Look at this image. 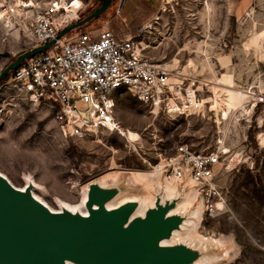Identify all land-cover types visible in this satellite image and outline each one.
Returning <instances> with one entry per match:
<instances>
[{"label": "rangeland", "instance_id": "374dc122", "mask_svg": "<svg viewBox=\"0 0 264 264\" xmlns=\"http://www.w3.org/2000/svg\"><path fill=\"white\" fill-rule=\"evenodd\" d=\"M84 1L85 15L101 0ZM230 2L164 0L156 29L141 39L144 55L153 62L209 82L217 96L225 93L202 97L212 103L216 124L208 112L186 118L155 113L123 91L115 97V110L133 137L131 143L103 129L85 139H65L45 109L34 108L21 93L0 88V174L17 188H24V177L30 175L39 186L36 196L53 210L80 204L86 186L93 183L117 188V201L143 194L152 199L154 190L134 181V172L147 175L182 143L195 151L212 150L216 136L225 134L229 154L217 167L216 182L226 210L214 217L204 212L196 233L217 243L203 246L186 239L183 231L182 240L171 244L191 246L200 256H217L215 264H264V109L251 122L244 121L248 116L241 118L243 99L237 88L257 78L264 81V0H259L254 21ZM111 10L93 24L111 19ZM27 47L22 32L0 24V72Z\"/></svg>", "mask_w": 264, "mask_h": 264}, {"label": "built area", "instance_id": "2783aa9c", "mask_svg": "<svg viewBox=\"0 0 264 264\" xmlns=\"http://www.w3.org/2000/svg\"><path fill=\"white\" fill-rule=\"evenodd\" d=\"M86 6L84 0H0V24L22 32L28 43L26 50L54 41L11 72L0 88L21 93L31 106L45 109L65 139H85L100 129L120 133L123 128L115 97L123 91L169 116L186 118L208 112L217 123L207 99L225 97V93L217 96L209 82L180 74L169 64L153 62L144 55L141 39L156 29L162 5L131 36L114 27L111 18L91 31L57 39L63 29L83 16ZM120 10L118 6L116 15ZM257 79L237 87L243 95L241 118H249L244 121L251 122L256 111L264 109V81ZM225 137L218 134L212 150L195 151L182 143L174 148V154L151 166L164 181L183 184L190 180L209 217L226 210L216 182L217 167L229 154L225 153Z\"/></svg>", "mask_w": 264, "mask_h": 264}, {"label": "water", "instance_id": "95a60500", "mask_svg": "<svg viewBox=\"0 0 264 264\" xmlns=\"http://www.w3.org/2000/svg\"><path fill=\"white\" fill-rule=\"evenodd\" d=\"M113 1L101 0L75 24L63 29L57 39L99 21ZM53 43L19 54L0 72V83ZM118 194L117 188L93 183L85 204L88 216L53 213L32 197L30 189H16L0 175V264H192L200 258L198 250L185 244H159L169 239L170 232L179 229L182 222L181 217L169 216L176 201L162 205L158 198L144 218L129 222L136 202L110 211L104 207ZM93 205L99 209H93Z\"/></svg>", "mask_w": 264, "mask_h": 264}, {"label": "bare ground", "instance_id": "6f19581e", "mask_svg": "<svg viewBox=\"0 0 264 264\" xmlns=\"http://www.w3.org/2000/svg\"><path fill=\"white\" fill-rule=\"evenodd\" d=\"M5 29H9V31L12 30V28L9 25H3ZM172 68V66H171ZM179 72V71H178ZM180 73V72H179ZM181 74V73H180ZM243 99V95L240 94ZM243 104V103H242ZM241 104V109H242ZM154 112L158 110L156 107H151ZM156 113V112H155ZM121 132L119 135L122 136V138L126 139L127 143H131L133 141V137L130 136V133L127 130L121 129ZM2 177L8 180L6 176ZM26 180V186L24 188H17L23 192L26 191V189H30L32 197L39 203H41L44 207H46L49 211L53 213H63L65 211L73 214V215H80V216H88L89 213L85 207V204L88 200V189L89 185L86 186L85 194H82L80 204L78 205H71V204H65V207H61L60 210H53L49 206H47L44 202H42L35 194V190L39 188L38 184L32 179L31 176H25ZM134 181L138 182L144 181L146 183L141 184L144 189H153V198H149V194L147 196H144L145 194L138 196V197H132V198H121L119 201L117 199H113L107 203L104 204V207L106 210L110 211L112 209H116L117 207L127 203V202H136L137 207L135 211L131 214L129 218V222L131 220L135 219L136 217H145V213L148 209L154 208L157 199H160V202L162 205L166 203V201H176L175 207L172 208L169 211V216H178L182 218V222L179 225V229L172 230L170 232V238L169 239H163L160 241V245H174L171 244V241L173 240H182L181 235L183 234V231H185L184 235L185 238L191 241H197L201 245L205 246L208 242L217 243L215 240H209L207 238H200L197 237V226L202 220V216L204 213L203 204L200 201L198 204H194V202L198 201L196 190L193 186V183L190 180L185 181L183 184L169 182L162 180L158 175H156L153 171H147V175H144L140 172H134L133 178ZM11 183V182H9ZM11 185H13L11 183ZM102 188H106L103 184H96ZM146 190V191H147ZM119 204V205H118ZM118 205V206H117ZM203 208V210H202ZM93 209L98 210L99 206L93 205ZM190 226L189 228H187ZM199 246V245H198ZM191 247V246H189ZM219 260V257L217 256H200V258L196 261H194L192 264H215ZM66 264H73L71 262H66Z\"/></svg>", "mask_w": 264, "mask_h": 264}, {"label": "crops", "instance_id": "0c3cea01", "mask_svg": "<svg viewBox=\"0 0 264 264\" xmlns=\"http://www.w3.org/2000/svg\"><path fill=\"white\" fill-rule=\"evenodd\" d=\"M234 3L236 9L246 11V19L253 20L258 17L257 8L259 7V0H227ZM120 4V2H119ZM118 4V6H119ZM162 5V0H158L157 4L153 0H124L120 10V15H116L115 11L111 16L114 22V27L125 31L127 36L135 34L136 30L148 19L158 13ZM246 7V8H245ZM255 7V8H254ZM243 17V14H240ZM239 15V16H240ZM245 15V14H244ZM95 23V22H94ZM96 25L93 22L87 27L83 28L81 32L91 31L95 29Z\"/></svg>", "mask_w": 264, "mask_h": 264}, {"label": "trees", "instance_id": "16d2710c", "mask_svg": "<svg viewBox=\"0 0 264 264\" xmlns=\"http://www.w3.org/2000/svg\"><path fill=\"white\" fill-rule=\"evenodd\" d=\"M117 3H118L117 0H114V1L112 2L111 7H110V9H112V10H111L110 12H112L113 9H115V8L118 6L119 3H118V4H117ZM110 9H109V10H110ZM85 15H86V14H85ZM83 16H84V14H83ZM81 31H82V29H81L79 32H81ZM79 32H78V33H79ZM8 76H9V75H8ZM8 76H7V77H8ZM7 77H6V78H7Z\"/></svg>", "mask_w": 264, "mask_h": 264}]
</instances>
